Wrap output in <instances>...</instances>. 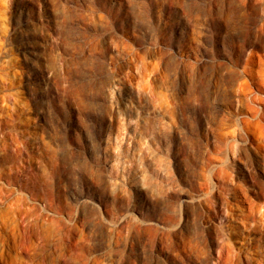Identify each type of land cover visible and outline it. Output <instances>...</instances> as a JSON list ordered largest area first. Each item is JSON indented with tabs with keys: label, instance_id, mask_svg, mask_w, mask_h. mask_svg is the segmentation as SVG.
<instances>
[{
	"label": "rangeland",
	"instance_id": "374dc122",
	"mask_svg": "<svg viewBox=\"0 0 264 264\" xmlns=\"http://www.w3.org/2000/svg\"><path fill=\"white\" fill-rule=\"evenodd\" d=\"M262 77L264 0H0V264H264Z\"/></svg>",
	"mask_w": 264,
	"mask_h": 264
},
{
	"label": "bare ground",
	"instance_id": "6f19581e",
	"mask_svg": "<svg viewBox=\"0 0 264 264\" xmlns=\"http://www.w3.org/2000/svg\"><path fill=\"white\" fill-rule=\"evenodd\" d=\"M262 79H264L263 77H262ZM264 213V212H263ZM243 226V225H242ZM228 248H231V247H228ZM232 250V249H231ZM230 251V250H229ZM233 251V250H232ZM238 258V257H237Z\"/></svg>",
	"mask_w": 264,
	"mask_h": 264
}]
</instances>
